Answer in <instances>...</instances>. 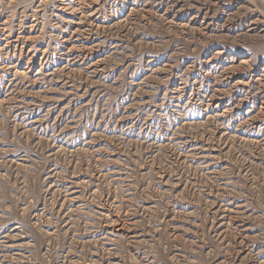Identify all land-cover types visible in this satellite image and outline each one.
<instances>
[{"label":"rangeland","instance_id":"rangeland-1","mask_svg":"<svg viewBox=\"0 0 264 264\" xmlns=\"http://www.w3.org/2000/svg\"><path fill=\"white\" fill-rule=\"evenodd\" d=\"M0 264H264V0H0Z\"/></svg>","mask_w":264,"mask_h":264}]
</instances>
